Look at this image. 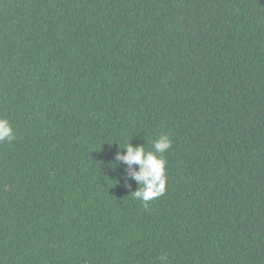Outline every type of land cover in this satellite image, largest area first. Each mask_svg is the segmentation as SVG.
<instances>
[{"label":"trees","instance_id":"obj_1","mask_svg":"<svg viewBox=\"0 0 264 264\" xmlns=\"http://www.w3.org/2000/svg\"><path fill=\"white\" fill-rule=\"evenodd\" d=\"M0 118V264H264V0H0Z\"/></svg>","mask_w":264,"mask_h":264},{"label":"clouds","instance_id":"obj_2","mask_svg":"<svg viewBox=\"0 0 264 264\" xmlns=\"http://www.w3.org/2000/svg\"><path fill=\"white\" fill-rule=\"evenodd\" d=\"M15 139L13 129L8 120L0 118V142ZM171 147V140L167 135H161L154 141V152H145L144 146L133 147L130 142L124 150L118 151L116 161L128 165V175L137 181L138 189L132 193L135 198L147 202L162 196L166 191V164L167 161L156 153H164ZM133 165L138 170L132 169ZM122 179H126L124 176ZM142 185V187H141ZM130 187V185H129ZM160 264H166L167 256H161Z\"/></svg>","mask_w":264,"mask_h":264}]
</instances>
